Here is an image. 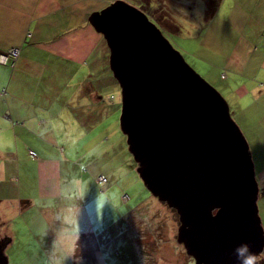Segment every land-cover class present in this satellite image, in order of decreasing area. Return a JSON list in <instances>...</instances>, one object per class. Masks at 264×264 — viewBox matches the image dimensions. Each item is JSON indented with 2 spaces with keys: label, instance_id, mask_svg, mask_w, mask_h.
Segmentation results:
<instances>
[{
  "label": "crops",
  "instance_id": "crops-1",
  "mask_svg": "<svg viewBox=\"0 0 264 264\" xmlns=\"http://www.w3.org/2000/svg\"><path fill=\"white\" fill-rule=\"evenodd\" d=\"M63 1L0 0V53L20 49L13 67L0 65V241L15 230L20 245H32L25 252L40 255L33 262L103 264L102 253L120 237L118 213L128 212L131 200L123 205L116 181L99 183L103 174L83 171L82 157L72 159L77 151L65 139L76 137L78 151L85 149L81 156L90 160L103 156L104 144L124 150L117 108L104 103L118 83L104 38L88 20L92 12ZM241 5L243 15L249 7L246 28L225 25L213 37L207 33L211 48L225 58L206 66L210 75L215 71L213 83L245 140L264 150V0ZM136 168L129 171L134 185ZM259 172L262 181L264 169ZM109 201H117L115 220L95 232L89 214L102 213Z\"/></svg>",
  "mask_w": 264,
  "mask_h": 264
},
{
  "label": "water",
  "instance_id": "water-1",
  "mask_svg": "<svg viewBox=\"0 0 264 264\" xmlns=\"http://www.w3.org/2000/svg\"><path fill=\"white\" fill-rule=\"evenodd\" d=\"M89 22L110 51L120 128L139 178L178 213L187 254L195 264H238L242 243L263 253L253 164L225 100L138 9L117 1ZM9 242L0 244V264Z\"/></svg>",
  "mask_w": 264,
  "mask_h": 264
},
{
  "label": "rangeland",
  "instance_id": "rangeland-1",
  "mask_svg": "<svg viewBox=\"0 0 264 264\" xmlns=\"http://www.w3.org/2000/svg\"><path fill=\"white\" fill-rule=\"evenodd\" d=\"M117 1L132 6L145 14L149 21L161 31L172 48L182 56L185 63L220 94L218 86L212 80L215 71L210 75L207 66L211 67V62H215L219 56L221 60L225 56L216 51V48H211L212 43L208 42L207 33L213 37L225 25L230 26L232 31L239 30L237 24L241 28H246L244 23H248L249 7L244 8L243 15L241 4L244 0H65L60 5H68L77 11L81 8L82 11L92 12L88 17L89 20L92 14L102 12ZM104 103H111L117 108L116 117L124 150H121V147L120 151H117L116 148L110 150V144H104L106 150L103 156L100 155L90 160V156H81L85 149L82 148L78 151L80 147L75 145L76 140L74 139L76 137L71 136L65 139V143L74 145L77 151L72 154V159L79 154L82 157L79 160L82 162L80 164L83 171L89 169L96 175L103 174L105 179L106 177L109 178L110 183L111 180L116 181L121 185V194L127 195L131 200V203L126 207L128 212L121 209L118 213L119 223L117 225L119 226L120 237L118 241L108 247V251L105 250L102 253L103 264H195V259L188 255L183 244L178 242L180 219L176 210L154 197L145 188L141 179L138 178V184L134 185L133 176L129 175L132 166L138 167V164L134 163L128 150L126 136L120 128L121 90L118 84L114 91L108 94V99ZM112 109L114 107L111 106L104 109L105 118L110 116ZM104 134H107V129L104 130ZM93 140L94 136L89 135L87 145L90 146ZM246 142L258 189L256 199L258 217L264 233V180L261 181L259 177V171L264 169V150L260 149L259 142V149H256L250 141L248 143L246 140ZM127 157L130 158L129 165L124 163ZM137 171L134 170V175L139 177ZM102 200H106V198L99 197L98 202ZM109 203V207L105 206L102 213H98L99 208L96 212L97 215L89 214V223L92 225L93 222L91 228H94L95 232H99L107 223L115 220L117 212L113 213V211L117 201L113 203L109 201ZM98 207L99 205L96 210ZM14 226L15 222H13V230L15 229ZM11 233L12 235L7 230L4 233L5 237L0 241L2 244L12 239L11 245L3 251L7 264H40L41 261L33 262L32 259H38L39 254H27L24 250L30 246L32 250V245L28 246L25 243L24 246L20 245V238H13V234H16L15 230ZM28 258L31 259L28 260ZM42 262L47 264L46 261L42 260ZM257 263L264 264V254L258 257Z\"/></svg>",
  "mask_w": 264,
  "mask_h": 264
},
{
  "label": "built area",
  "instance_id": "built-area-1",
  "mask_svg": "<svg viewBox=\"0 0 264 264\" xmlns=\"http://www.w3.org/2000/svg\"><path fill=\"white\" fill-rule=\"evenodd\" d=\"M20 55V49L13 48L9 49L5 52L0 53V65H7L10 63L11 67L14 66L15 62L19 58ZM29 155L31 158L35 159L36 155L34 152L30 151ZM99 183H105L106 179L104 177H99L97 180ZM121 200L123 203H128L129 197L127 195H122Z\"/></svg>",
  "mask_w": 264,
  "mask_h": 264
},
{
  "label": "clouds",
  "instance_id": "clouds-1",
  "mask_svg": "<svg viewBox=\"0 0 264 264\" xmlns=\"http://www.w3.org/2000/svg\"><path fill=\"white\" fill-rule=\"evenodd\" d=\"M251 250V247L247 243H242L234 249L235 259L238 264H257L258 255Z\"/></svg>",
  "mask_w": 264,
  "mask_h": 264
},
{
  "label": "trees",
  "instance_id": "trees-1",
  "mask_svg": "<svg viewBox=\"0 0 264 264\" xmlns=\"http://www.w3.org/2000/svg\"><path fill=\"white\" fill-rule=\"evenodd\" d=\"M264 192V191H263ZM258 264V263H257Z\"/></svg>",
  "mask_w": 264,
  "mask_h": 264
}]
</instances>
